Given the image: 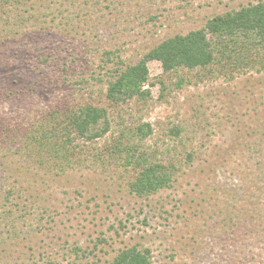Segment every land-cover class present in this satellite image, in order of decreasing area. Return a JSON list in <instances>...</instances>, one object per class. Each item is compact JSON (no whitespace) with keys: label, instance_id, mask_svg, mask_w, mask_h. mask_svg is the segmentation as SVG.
<instances>
[{"label":"rangeland","instance_id":"obj_1","mask_svg":"<svg viewBox=\"0 0 264 264\" xmlns=\"http://www.w3.org/2000/svg\"><path fill=\"white\" fill-rule=\"evenodd\" d=\"M259 1L117 0L105 9L101 0L103 17H97L88 16L90 0H79L84 11L74 21L77 30L54 27L42 37L38 52L47 56L52 44L59 64L40 76L27 71L34 90L21 99L2 97L1 113L39 124L61 105L89 101L107 108L111 128L97 140H78L65 173L38 172L42 185L32 182L30 192L38 195L39 212L47 209L45 226L25 246H0V264H28L30 258L47 264L44 251L53 253V264H109L132 246L150 248L154 264H264V239L251 240L246 220L239 228L226 217L241 210L249 219L241 208L255 199L264 212V67L211 75L165 72L153 60L145 85L150 96L115 106L105 96L111 73L99 65L105 50H122L128 63H137L166 38ZM180 78L185 82L177 85ZM145 124L151 127L142 138L138 128ZM121 132H127L125 143L173 167L172 186L148 196L131 191L144 164L132 157L128 164L125 151L113 153Z\"/></svg>","mask_w":264,"mask_h":264},{"label":"trees","instance_id":"obj_2","mask_svg":"<svg viewBox=\"0 0 264 264\" xmlns=\"http://www.w3.org/2000/svg\"><path fill=\"white\" fill-rule=\"evenodd\" d=\"M90 1L88 16L103 17L101 0ZM104 1L105 9H110L117 0ZM78 2L0 0V100L10 95L21 99L34 90L27 71L40 76L48 68L56 69L58 54H53L52 44L47 46V56L38 52V44L43 36L53 34L54 27L76 29L74 21L83 17L84 11V6ZM10 50L14 56H10ZM102 58L100 68L111 73L105 96L115 106L134 96L143 99L150 96L151 91L145 85L150 80L149 62L153 60H159L165 72L180 68L203 69L211 75L219 71L222 75L232 76L236 70L247 66L260 64L264 67V0L217 14L201 28L168 37L137 63H128L122 50H105ZM183 82L185 79L180 78L177 85ZM145 125L147 131H144ZM145 125L138 128L142 138L151 127ZM110 128L107 108L89 101L77 106L61 105L39 124H22L0 111V246L8 243L25 246L32 241L35 229L45 226L42 219L48 213L47 209L39 212L35 206L38 195L30 192L32 182L42 185L38 178H43L38 172L65 173L73 167L79 146L77 141L97 140ZM179 131V128L174 130L176 134ZM120 136L115 140L113 153L125 151L128 164H132V158L136 159V165L144 164L130 182L132 192L148 196L172 186L175 173L172 166L153 161L150 154L145 155L128 140L125 143L123 139L127 132H121ZM255 200H250L247 208H241L249 219L242 216L241 210H232L226 216L231 225L239 228L246 220L244 225L247 223L253 241L264 239V212ZM222 221L227 223L224 217ZM45 257L47 264L56 260L53 253L44 251ZM30 260L28 264H45L34 258ZM109 264H154V261L150 248L132 246L121 249Z\"/></svg>","mask_w":264,"mask_h":264}]
</instances>
